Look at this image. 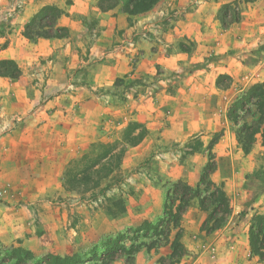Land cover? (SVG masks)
I'll return each mask as SVG.
<instances>
[{"label":"crops","instance_id":"crops-1","mask_svg":"<svg viewBox=\"0 0 264 264\" xmlns=\"http://www.w3.org/2000/svg\"><path fill=\"white\" fill-rule=\"evenodd\" d=\"M71 1L67 14L58 20L68 28L67 38L41 39L35 46L21 36H9L7 47L0 48V60H13L22 70L15 82L0 78V125H23L19 132L0 134V190H8L2 200L24 199L26 205L12 216L0 202V244L20 245L33 254L67 256L96 241L90 215L83 219L86 240L80 225H74L60 235L63 240L55 251L38 249L35 227L29 226L36 213L40 219L51 212L57 223L65 220L63 203L57 202L55 209L45 198L63 190L65 166L77 156L76 145L83 149L96 140L104 126L101 115L118 120L130 104L135 120L149 133L127 149L121 168L149 158L155 144L177 145L174 151L152 154L158 163L151 180L137 173L132 184L138 203L146 209L139 221L153 222L161 216L165 183L197 185L211 146L216 168L210 178L223 186L231 213L223 227L206 234L200 228L207 213L192 200L181 218L183 239H205L204 252L211 264H264L251 256L248 241L253 215L264 211V146L257 134L244 153L237 144V127L227 117L237 97L251 85L264 83V0H160L135 16L118 8L100 12L97 0ZM233 1L239 3V19L223 27L219 9ZM45 5L61 8L63 0H24L23 11L12 20L15 29L20 31ZM52 52L55 58L47 60ZM38 59H46L45 66L35 75L46 80L37 86L27 83L26 75L27 67ZM132 75L152 81L147 87L152 98L142 89L133 102L116 101L112 95L121 87L114 85L116 79ZM220 76L225 79L217 84ZM192 143L198 146L192 148ZM219 255L225 261H217Z\"/></svg>","mask_w":264,"mask_h":264},{"label":"rangeland","instance_id":"rangeland-1","mask_svg":"<svg viewBox=\"0 0 264 264\" xmlns=\"http://www.w3.org/2000/svg\"><path fill=\"white\" fill-rule=\"evenodd\" d=\"M238 4L239 3L237 1H233L220 7L218 15L221 13L226 15L224 23H222L223 27H227L230 24L235 23L233 21L235 18L239 19L240 7ZM71 5V0H63L62 7H58L62 11L61 17L67 14L66 10L69 9ZM23 6L24 0H0V48L7 47L9 36H21V38L28 44H34L35 46L39 40L43 39L38 38L29 40L23 36L24 26L27 22H29L34 14L24 25H22V29L20 31L15 29V25L17 24L13 23L12 20L14 16L23 11ZM92 7H94V5H92ZM93 19L95 18L91 15L90 20L92 23L94 22ZM59 26L67 29V36L65 37L67 38L69 36L68 28L61 25ZM51 48L53 51L55 50V48ZM55 55L56 52H52V54L48 56L47 60L54 59ZM45 60L46 59H38L36 62H33L29 65V67H27V83H31L32 85L37 84V86L45 84V76H36L38 75L37 72L45 66ZM137 61L138 55L132 58L134 65ZM19 69L22 75V70L20 67ZM21 75L17 79L0 78H2L5 82H15L21 77ZM151 84L152 81L142 75H132L129 76L127 80L122 78L116 79L114 85L116 87H121L120 89L118 88V91H116L112 96L116 101L126 100L128 102H133L136 99L138 92L143 89L149 91L148 97L152 98L151 89L147 90V87L149 89ZM53 96H55V94H53ZM96 96L101 98V95H98V93ZM135 115L136 111L131 108L130 104H128V108L125 113L117 115L118 120H111L109 118L106 119L104 115H101L104 126H101L100 131H98L96 140L85 144L83 149L76 145L75 150L78 149L77 156L70 158L61 175L63 190H55L56 192L52 193L51 196H45V200L47 199L46 201L50 203L49 205H51V207H55L57 202L63 203L64 206L62 211H65V220L62 219V222L57 223V219L52 220V215H50L51 212L47 216H42L40 219L36 213L37 218H34V220H32V224L29 226L30 228L35 227V235L39 238L37 241L40 243L38 249L55 251L61 245V241L63 240L61 236H65V231L69 232V230L77 224H79L80 228L83 230L84 237L87 236L85 235L87 233V229L85 230L83 227V219L86 218V215H90L92 228L97 239L91 244V246H89V248H87L86 242L84 250L82 249L76 253H85L92 247L93 244L99 242L102 238L108 235H114L118 232H125L129 228H135L137 224L141 222L139 221L140 214L146 211V209H143V207L138 203L135 196L136 190L134 189V184L132 183L136 179L135 177L137 173H143L144 175L142 178L144 180H151L154 177L153 172H155L157 167L155 164L158 163V159H152V154H159L167 148L174 151L177 149V145L173 144L165 147L160 144H155V146H152V149L150 150L151 156L149 158L141 161L139 165L129 164L126 168H121V163L123 162L127 149L136 146L126 144L125 141H127V138L140 135L141 143L149 133L143 123L135 120ZM247 119L248 123L252 121L250 117H247ZM15 121L16 120L13 122ZM20 124L21 125L18 128L15 126L10 128L8 125L2 124L0 125V134H11L12 132L14 133V131L19 132L23 129L22 123ZM107 125L108 127H106ZM194 144L192 143V148H196L198 146L197 143ZM184 151L185 150L181 149V153ZM182 158H184L183 153ZM27 186L31 189V185ZM6 191H8L6 188L0 190V202L2 208L5 211H12L9 214L14 216V214H16L15 211L22 208L25 200L9 197L10 199L8 198V200L4 201L2 199H4L5 195L8 194ZM139 192L142 191L140 190ZM150 192L152 191L150 190ZM56 207H58V205ZM151 208L152 207H149V209ZM55 209L53 210L54 212ZM119 226L121 229L117 230ZM85 240L86 237L83 241ZM191 241L192 242H187L182 236L181 242L183 243L184 248L183 254L179 258L178 263L211 264L212 260H210L207 252H204L206 240L194 241V239H191ZM8 247L10 246L0 244V249ZM42 254L43 253L36 252L34 256L36 258H41L45 256ZM169 254L170 249L168 247H158L151 250L141 248L133 256L132 261H128L123 257L113 262H104L103 264H158L160 261L163 262V264H168L170 262ZM222 256L223 255H219L217 261H225L224 256ZM207 259L209 262H206ZM214 262H216V260Z\"/></svg>","mask_w":264,"mask_h":264},{"label":"trees","instance_id":"trees-1","mask_svg":"<svg viewBox=\"0 0 264 264\" xmlns=\"http://www.w3.org/2000/svg\"><path fill=\"white\" fill-rule=\"evenodd\" d=\"M160 0H97L96 8L107 12L118 8L128 16H135L151 10ZM62 11L53 5H45L34 14L23 29L26 39L65 38L67 29L58 25ZM226 15L219 14L221 23ZM238 18L233 21L237 22ZM21 71L13 60H0V77L17 79ZM225 77L220 76L217 84ZM227 117L236 129L237 144L244 153H248L255 143L257 134L264 146V83L251 85L229 106ZM247 117L252 121L248 123ZM140 135L127 138L126 144L135 146L140 143ZM214 143V142H213ZM212 145V144H211ZM208 162L203 168L199 182L195 187L183 181L164 184V203L161 216L156 221L144 220L135 228L125 232L108 235L85 253H74L67 256L47 254L36 258L34 254L21 247L10 246L0 249V264H103L119 258L132 261L141 248L151 250L168 247L170 249L168 264L178 263L183 254V228L181 218L192 200H197L202 211L207 213L200 230L206 234L219 230L225 225L231 213L230 199L222 185L212 182L210 176L215 171V161L208 147ZM243 212L239 214V217ZM250 254L264 260V211L253 215L248 226ZM158 264H163L159 262Z\"/></svg>","mask_w":264,"mask_h":264}]
</instances>
